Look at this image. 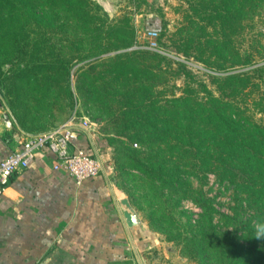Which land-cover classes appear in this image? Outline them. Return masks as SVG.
<instances>
[{
  "label": "rangeland",
  "instance_id": "1",
  "mask_svg": "<svg viewBox=\"0 0 264 264\" xmlns=\"http://www.w3.org/2000/svg\"><path fill=\"white\" fill-rule=\"evenodd\" d=\"M80 1L16 0L19 8L4 15L10 21L0 34V98L15 117L34 126L49 123L54 115L66 122L76 112L96 123L98 131L109 134L110 115L119 112L121 92L132 87L140 93L136 87L142 89L152 80L156 92L162 93V100L166 96L172 98L173 94L182 96L191 79L180 72L181 63L194 76L192 88L201 91L199 82L206 83L223 101L236 102L252 121L251 129L264 130V0H232L231 10L222 9L228 5L225 0H103L106 5L99 0H87L93 9L77 5ZM70 2L72 6L67 5ZM96 5L102 10L96 11ZM85 10L94 19L86 17ZM149 14L165 22L163 35L149 28ZM103 23L113 25V36L107 34V27L100 29ZM117 25H123L124 30ZM126 32L136 37L131 47L102 52L109 39L110 43H117L120 33ZM192 37L200 42H186V38ZM55 50L71 65L72 97L45 78L54 74L44 67L51 66L48 61ZM131 50L151 51L159 57L138 55L124 68L127 75L121 76L118 67L129 62L127 57H111ZM32 58L35 63L30 62ZM20 61L29 66L26 72L37 66L43 69L37 70V74L22 72ZM93 63L96 65L89 66ZM235 74L239 80L250 81H235L233 89L222 90L214 82L215 77ZM205 95L200 93V97ZM123 141L127 144L112 146L107 163L113 179L158 241L143 254L144 264H201L193 257L192 233L200 227L199 220L206 219L202 216L206 213L202 203L192 198L191 189L185 191L178 183L165 185L135 167L127 146L157 155L159 142L149 146L138 141L135 146L129 138ZM161 146H166L165 142ZM169 154L166 149L167 157ZM180 171L186 181H192L196 189L204 192L212 205L213 227L206 222L205 229L216 227L232 235L237 233L247 245L250 229L255 231L259 225L261 211L255 197L242 187L246 174L240 173L238 183L234 184L228 176L220 180L214 173L199 181L190 176L187 166H181ZM234 208L240 214L237 224L227 218L235 217Z\"/></svg>",
  "mask_w": 264,
  "mask_h": 264
},
{
  "label": "trees",
  "instance_id": "2",
  "mask_svg": "<svg viewBox=\"0 0 264 264\" xmlns=\"http://www.w3.org/2000/svg\"><path fill=\"white\" fill-rule=\"evenodd\" d=\"M225 1L228 2V5L222 9L231 10L232 0ZM15 2L16 0H0V34L5 24L10 21L5 19L7 17L4 15L13 13L19 8ZM72 4L70 2L67 5L72 6ZM77 5L93 9V5L87 0H82ZM96 6V11L97 9L100 11L101 7ZM84 13L89 19H94L90 11L85 10ZM160 23L161 27H159ZM106 24H101L100 29L104 31L107 27L109 31L107 34L113 36L116 32L115 28L111 24L108 26ZM165 25V22L159 19L148 24L153 32L161 35L165 32ZM117 26H119L118 29L124 30L123 25ZM120 34L122 35H119V41L110 43L111 39H109V43L103 46L102 52L120 50L133 45L136 39L133 33ZM186 42L198 44L200 40L192 37L186 38ZM189 53L186 50V55ZM138 55L159 57V54L155 52L131 50L116 54L111 58L115 60L127 57L129 62L126 65L120 64L118 67L121 71L120 75L123 76V74L127 75L124 68L128 67L134 57ZM38 56L43 57L44 61L47 60L44 56ZM50 56L51 61H48V64L51 63V66L44 68L54 74H48L45 78H49L54 88L59 87L68 97H72L73 92L69 87L70 63H66V59L56 50L51 51ZM164 59L167 60L165 57ZM30 62L35 63V60L32 58ZM95 65L93 63L89 66ZM179 65L180 72L191 79L187 81V89L184 90L182 96L177 97L173 94L172 98L166 96L162 100L160 98L162 93L156 92L152 80L142 89L139 86L136 87L137 90H141L140 93L133 91L132 87L121 92V99L118 101L121 104L119 112L113 111L110 115L111 121L108 126L112 131L107 134L108 143L110 146L117 147L118 143L127 144L123 141L125 138H129L136 144L138 141L147 142L150 144L149 146L153 142H159L157 155L146 150L140 151L131 148V145H128L129 158L135 162V167L142 168L144 173L152 179L161 181L165 185L178 183L179 187L186 188L185 191L188 188L191 189L192 198L198 203H202L201 205L206 210L202 216L206 219L199 220L200 227L192 233L193 257L199 259L201 264H264V238L256 239L253 229H250L247 245L241 242L237 233L232 235L231 232L217 230L216 227L205 229L206 222L210 227H213L212 205L208 198H205L202 190L196 189L192 181L191 183L186 181L184 175L180 174V167L187 166L190 168V176L199 181L206 180L209 173H214L220 180L228 176L232 183L237 184L238 175L245 173L246 182L242 184V187L255 197L254 201L261 211L259 225L264 224V130L260 129V132L256 125H254L256 127L254 130L251 129L252 121L243 114L236 102L223 101L207 87L206 83L199 82L201 91L192 88L191 84L195 81L192 80L193 74L186 70L183 64ZM19 66L22 72L31 74L33 72L37 74V70L40 72L43 69V66H37L33 67L30 72H26L29 66L24 61H20ZM237 77L236 74L221 78L215 77L214 82L219 84V89L222 90L226 87L233 89L235 81H250L248 78L239 80ZM127 83L130 84L131 80H128ZM200 93H206V95L200 97ZM232 96L233 93L229 95L230 98ZM241 115H244L243 118ZM17 119L22 125H26L22 118L17 116ZM58 119L54 115L49 118V123H40L34 126L41 128L47 126L46 124L57 125ZM164 142L166 146L163 147L161 145ZM166 149L170 151L169 157L166 155ZM154 159H162V162ZM174 159H178L179 162L176 163ZM183 159H188L189 162L186 163ZM170 164H173V167H170ZM234 209L235 217L227 216V218L234 220V224H237L240 214L237 208Z\"/></svg>",
  "mask_w": 264,
  "mask_h": 264
},
{
  "label": "crops",
  "instance_id": "3",
  "mask_svg": "<svg viewBox=\"0 0 264 264\" xmlns=\"http://www.w3.org/2000/svg\"><path fill=\"white\" fill-rule=\"evenodd\" d=\"M147 19L148 24L156 21L154 14ZM0 102V161L28 134L54 126L22 125ZM107 136L79 133L72 141L74 150L99 153L105 161L103 173L81 184L53 169L56 157L46 148L12 175L0 197V264H40L46 258L69 264H144L143 254L158 241L143 221L132 228L125 221L121 200L128 196L107 163L112 151Z\"/></svg>",
  "mask_w": 264,
  "mask_h": 264
},
{
  "label": "built area",
  "instance_id": "4",
  "mask_svg": "<svg viewBox=\"0 0 264 264\" xmlns=\"http://www.w3.org/2000/svg\"><path fill=\"white\" fill-rule=\"evenodd\" d=\"M97 132L96 123L89 117L74 112L68 121L58 126L28 134L20 147L12 149L10 154L0 161V197L4 194L6 184L9 183L12 175L18 170L27 168L34 159L35 153L44 148L50 150L56 157L53 169L71 175L78 184L103 173L105 161L99 153L90 154L83 149L72 148V141L79 133L94 138Z\"/></svg>",
  "mask_w": 264,
  "mask_h": 264
},
{
  "label": "water",
  "instance_id": "5",
  "mask_svg": "<svg viewBox=\"0 0 264 264\" xmlns=\"http://www.w3.org/2000/svg\"><path fill=\"white\" fill-rule=\"evenodd\" d=\"M101 1V4L106 5L103 0ZM1 104V102H0ZM6 121L8 125L10 124L9 118H6ZM121 205L125 217V221L129 227H136L139 226L142 223V218L140 217L139 213L136 212L137 210L134 208L132 203L130 202L128 197H125L121 200ZM40 264H69L67 261L64 262H53L51 258H46L44 261H42Z\"/></svg>",
  "mask_w": 264,
  "mask_h": 264
},
{
  "label": "clouds",
  "instance_id": "6",
  "mask_svg": "<svg viewBox=\"0 0 264 264\" xmlns=\"http://www.w3.org/2000/svg\"><path fill=\"white\" fill-rule=\"evenodd\" d=\"M254 237L256 239L264 238V224L258 225L256 227Z\"/></svg>",
  "mask_w": 264,
  "mask_h": 264
}]
</instances>
